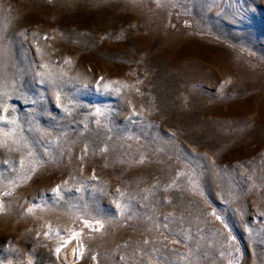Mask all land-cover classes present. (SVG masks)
Masks as SVG:
<instances>
[{
  "label": "rangeland",
  "instance_id": "obj_1",
  "mask_svg": "<svg viewBox=\"0 0 264 264\" xmlns=\"http://www.w3.org/2000/svg\"><path fill=\"white\" fill-rule=\"evenodd\" d=\"M0 264H264V0H0Z\"/></svg>",
  "mask_w": 264,
  "mask_h": 264
},
{
  "label": "bare ground",
  "instance_id": "obj_2",
  "mask_svg": "<svg viewBox=\"0 0 264 264\" xmlns=\"http://www.w3.org/2000/svg\"><path fill=\"white\" fill-rule=\"evenodd\" d=\"M74 252L72 250V247H68L64 250V256L65 259L68 261L69 259H73Z\"/></svg>",
  "mask_w": 264,
  "mask_h": 264
}]
</instances>
